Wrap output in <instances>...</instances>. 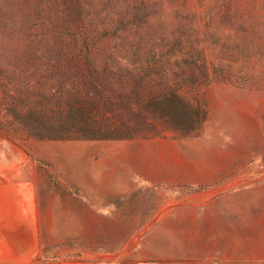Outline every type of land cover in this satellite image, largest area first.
<instances>
[{"label":"rangeland","instance_id":"rangeland-1","mask_svg":"<svg viewBox=\"0 0 264 264\" xmlns=\"http://www.w3.org/2000/svg\"><path fill=\"white\" fill-rule=\"evenodd\" d=\"M92 68L130 138H39L0 104V172L38 187L45 253L264 264V0H0L6 86L47 102Z\"/></svg>","mask_w":264,"mask_h":264},{"label":"trees","instance_id":"trees-1","mask_svg":"<svg viewBox=\"0 0 264 264\" xmlns=\"http://www.w3.org/2000/svg\"><path fill=\"white\" fill-rule=\"evenodd\" d=\"M78 57L81 53L76 52ZM64 73V68L61 69ZM79 70V66L74 68ZM91 75H86L82 80L72 79L68 81L67 88L59 90L56 96H52L45 102L43 96L37 98L29 93H22L17 88H10L2 80L0 75V89L3 91L1 102L8 101L15 104L17 115L25 120L35 122L39 116V132L34 135L45 139H125L130 138L134 129L128 126L120 113L118 104L125 100L124 88H119L121 96L108 94L102 86L96 84V70H90ZM140 73V70H139ZM59 85V83L57 82ZM128 89H126L127 92ZM145 93V89L143 90ZM18 98L16 101L14 98ZM121 97V98H120ZM129 99V98H127ZM54 100L53 103L50 101ZM45 102L46 104H44ZM137 102L135 101V104ZM3 104V103H2ZM52 105V106H51ZM126 101L125 109L130 114H136V109ZM12 110V109H11ZM150 114H145L144 120L150 119ZM53 123L48 128L49 123ZM50 126V125H48ZM2 129V123H0Z\"/></svg>","mask_w":264,"mask_h":264},{"label":"crops","instance_id":"crops-1","mask_svg":"<svg viewBox=\"0 0 264 264\" xmlns=\"http://www.w3.org/2000/svg\"><path fill=\"white\" fill-rule=\"evenodd\" d=\"M12 182L0 172V264H108L106 256L94 262L49 257L43 250L38 187Z\"/></svg>","mask_w":264,"mask_h":264}]
</instances>
